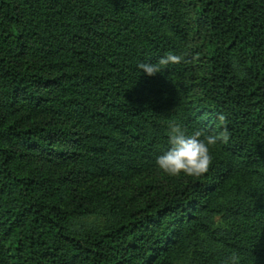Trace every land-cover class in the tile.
Returning a JSON list of instances; mask_svg holds the SVG:
<instances>
[{"label":"trees","instance_id":"trees-1","mask_svg":"<svg viewBox=\"0 0 264 264\" xmlns=\"http://www.w3.org/2000/svg\"><path fill=\"white\" fill-rule=\"evenodd\" d=\"M187 7L199 116L177 92L181 0H0V264H264V0ZM169 54L184 59L137 68ZM18 102L67 124H22ZM174 121L226 128L229 143L206 173L146 188V201L77 194L39 165L74 159L85 178L151 168Z\"/></svg>","mask_w":264,"mask_h":264},{"label":"rangeland","instance_id":"rangeland-1","mask_svg":"<svg viewBox=\"0 0 264 264\" xmlns=\"http://www.w3.org/2000/svg\"><path fill=\"white\" fill-rule=\"evenodd\" d=\"M188 0H181V9L178 12V22L182 24L188 34L186 42L187 65L177 80V92L184 100L189 111L199 116L200 112L195 106L194 94L190 91L187 93L186 88L192 85L202 76L203 68L197 49V41L194 36V27H192V15L188 9ZM16 117L22 124L29 123H61L67 124L60 112L55 108H34L24 102H18ZM196 130L204 135L218 134L222 129L218 125H212L210 122L201 124ZM221 144L211 147L213 154L221 151ZM39 164L43 171L50 172L55 176L66 177L69 188L77 194L94 193L102 191L109 200L127 205L133 204L132 200L146 201L145 191L149 187L154 188V192L164 194L173 187H182L192 182L195 177L185 176H168L162 173L156 166L151 168H138L127 173H105L91 178H85L82 175V168L78 161L74 159L59 160L56 162H41ZM8 241L3 244L6 251ZM5 253V252H4Z\"/></svg>","mask_w":264,"mask_h":264},{"label":"clouds","instance_id":"clouds-1","mask_svg":"<svg viewBox=\"0 0 264 264\" xmlns=\"http://www.w3.org/2000/svg\"><path fill=\"white\" fill-rule=\"evenodd\" d=\"M184 57L169 54L156 62H140L138 70L153 76L161 73L167 65L180 63ZM219 123L223 126L225 117L219 116ZM168 148L155 159L156 167L168 176L181 174L199 177L209 170L213 161L211 147L217 144H228L230 135L225 128L218 134L204 135L201 131H189L179 122H171L167 128ZM225 264H238V257L232 255Z\"/></svg>","mask_w":264,"mask_h":264}]
</instances>
